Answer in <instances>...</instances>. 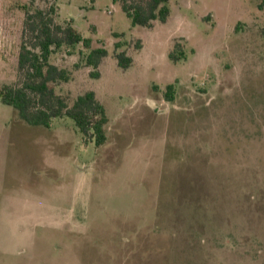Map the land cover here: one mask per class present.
Returning a JSON list of instances; mask_svg holds the SVG:
<instances>
[{
  "label": "rangeland",
  "instance_id": "374dc122",
  "mask_svg": "<svg viewBox=\"0 0 264 264\" xmlns=\"http://www.w3.org/2000/svg\"><path fill=\"white\" fill-rule=\"evenodd\" d=\"M51 7L93 42L53 47L70 79L49 87L69 108L93 92L107 142L0 102V264H264V0H170L151 28L114 0H0V88Z\"/></svg>",
  "mask_w": 264,
  "mask_h": 264
},
{
  "label": "trees",
  "instance_id": "16d2710c",
  "mask_svg": "<svg viewBox=\"0 0 264 264\" xmlns=\"http://www.w3.org/2000/svg\"><path fill=\"white\" fill-rule=\"evenodd\" d=\"M119 2L132 27L151 28L153 23L167 22L171 11L170 0H114ZM25 10L28 9L24 6ZM56 9L38 10L34 14L27 11L23 41L19 53L18 68L24 74L21 86H5L0 88V102L17 110L20 116L31 126L50 127L51 120L67 116L75 121L78 129L85 135L91 134L97 147L105 145L107 135L105 126L109 122L105 107L96 99L93 92L77 99L74 106L69 108L61 96L49 87L51 82L68 81L70 78L64 70L50 64V56L55 48L64 45L75 46L83 44L87 49L92 47V39L84 38L76 29L73 22L66 25L56 22ZM120 48V44L116 45ZM104 48L93 49L87 57V65L98 68L106 57ZM120 67L128 69L132 58L124 52L117 55ZM175 61L180 58L171 55ZM98 72L92 73L98 77ZM35 95L36 98H32ZM174 86L167 87L166 99L174 100ZM31 108H35L31 112Z\"/></svg>",
  "mask_w": 264,
  "mask_h": 264
}]
</instances>
